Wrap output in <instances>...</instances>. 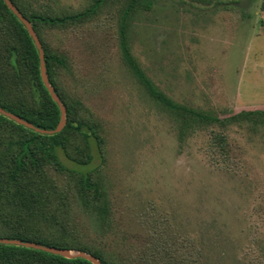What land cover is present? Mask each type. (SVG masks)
I'll use <instances>...</instances> for the list:
<instances>
[{"label":"rangeland","instance_id":"374dc122","mask_svg":"<svg viewBox=\"0 0 264 264\" xmlns=\"http://www.w3.org/2000/svg\"><path fill=\"white\" fill-rule=\"evenodd\" d=\"M13 1L22 15L65 16L99 0ZM129 1L106 0L65 28H34L63 60L57 86L99 137L88 140L91 155L73 138L72 156L88 166L61 158L90 172L103 198L80 194L78 175L48 173L69 250L101 252L109 264H264V121L231 120L264 111V0H143L127 18L147 80L177 106L221 120L210 125L158 105L129 71ZM7 139L0 135V160Z\"/></svg>","mask_w":264,"mask_h":264},{"label":"trees","instance_id":"16d2710c","mask_svg":"<svg viewBox=\"0 0 264 264\" xmlns=\"http://www.w3.org/2000/svg\"><path fill=\"white\" fill-rule=\"evenodd\" d=\"M105 1L99 0L89 10L73 15L23 14L36 30L40 26L65 28L94 15ZM194 1L203 5H212L223 0ZM142 6L143 0H130L122 20L121 50L123 61L131 74L149 92L152 100L167 110L183 113L200 124L210 125L221 122L219 118L177 106L147 80L130 52L125 32L127 18ZM44 51L50 81L67 108V126L62 132L53 135L42 134L35 130L55 131L61 120L60 107L53 100L42 80L39 51L25 26L4 0H0V108L34 126V129L27 128L0 114V135L5 133L8 136L4 143L9 150L6 158L0 160V225L4 228L3 235L8 239L69 250L72 249L74 239L71 240L72 236H64L68 225L64 222V218L54 215L60 213L59 209L49 204L51 194L57 188L48 173L49 170L55 169L63 174L78 175L77 187L80 194L84 196L86 193L95 198H103L100 186L92 179L90 172L74 170L61 158V154L65 153L77 165L88 166L89 162L72 156L70 148L73 145V138L81 137L85 140L91 155L92 149L88 140L91 137L99 141V137L92 127L81 119L80 112L73 108L67 96L57 86L54 73L57 66L63 65V60L45 47ZM231 120L261 122L264 121V111H243ZM216 140L222 147L226 142L225 136L222 135H217ZM1 143L0 145L3 146ZM83 205L86 207L85 210L90 207L88 202H83ZM95 209L99 210L97 207ZM87 252L101 260L103 264H109L101 252ZM0 264L93 263L84 258L70 260L24 246L0 244Z\"/></svg>","mask_w":264,"mask_h":264},{"label":"water","instance_id":"95a60500","mask_svg":"<svg viewBox=\"0 0 264 264\" xmlns=\"http://www.w3.org/2000/svg\"><path fill=\"white\" fill-rule=\"evenodd\" d=\"M4 2L6 3V5L8 6V8L14 13V15L18 18V20L25 26V28L27 29L29 35L32 37L38 51H39V56H40V66H41V76H42V80L43 83L45 84L47 90L49 91L50 95L52 96L53 100L56 102V104L60 107L61 110V120L60 123L57 127V129L55 131H46V130H40V129H35L37 132L42 133V134H56V133H60L64 130V128L66 127L67 124V108L64 104V102L62 101V99L60 98V96L56 93L55 87L52 85L49 75H48V71H47V67H46V61H45V51L44 48L42 46V43L32 25V23L30 22L29 19H27L24 15H22L19 10L16 8V6L13 4V2L11 0H4ZM0 114L4 115L5 117L10 118L11 120L15 121L17 124L23 125L27 128L30 129H34V126L28 122H26L25 120H23L22 118L0 108ZM0 244H5V245H16V246H24L27 248H32V249H36V250H41V251H45L51 254H55V255H59L62 256L66 259H75V258H84L90 262H92L93 264H103L101 262V260H99L98 258H96L93 255H89L86 254L82 251L78 252V255H74L73 251L68 250V249H60V248H53V247H45V246H41L39 244H35V243H24L22 241H18V240H11V239H0Z\"/></svg>","mask_w":264,"mask_h":264}]
</instances>
